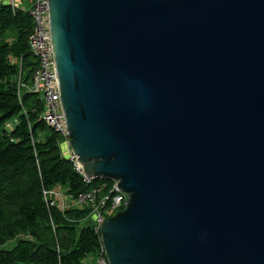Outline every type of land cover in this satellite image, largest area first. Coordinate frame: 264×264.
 Wrapping results in <instances>:
<instances>
[{
  "label": "water",
  "instance_id": "obj_1",
  "mask_svg": "<svg viewBox=\"0 0 264 264\" xmlns=\"http://www.w3.org/2000/svg\"><path fill=\"white\" fill-rule=\"evenodd\" d=\"M70 147L119 182L109 264H264V0H49Z\"/></svg>",
  "mask_w": 264,
  "mask_h": 264
},
{
  "label": "trees",
  "instance_id": "obj_2",
  "mask_svg": "<svg viewBox=\"0 0 264 264\" xmlns=\"http://www.w3.org/2000/svg\"><path fill=\"white\" fill-rule=\"evenodd\" d=\"M33 32L29 11L0 0V246L15 243L0 250V264H85L102 246L90 210L62 212L44 197L57 187L76 197L92 186L64 155L62 136L40 120V95L20 87L33 85L39 67Z\"/></svg>",
  "mask_w": 264,
  "mask_h": 264
},
{
  "label": "built area",
  "instance_id": "obj_3",
  "mask_svg": "<svg viewBox=\"0 0 264 264\" xmlns=\"http://www.w3.org/2000/svg\"><path fill=\"white\" fill-rule=\"evenodd\" d=\"M8 1L13 7H16V0ZM29 13L34 23V32L29 42L33 54L38 59L39 67L35 73L33 85L27 87L21 83L20 87L42 97L45 110L40 114V120L45 121L50 128L62 136L67 145L69 160L73 164L75 172L86 185L92 186L89 191L76 197L69 195L61 187L44 191V197L49 206L57 207L62 212L74 208L90 210V216L94 221V229L101 235L105 221L126 209L128 197L121 190L118 181L106 180L100 182L99 180L102 178L89 177L86 174L84 165L79 162L78 156L72 152L54 62L49 0H33ZM13 62L18 63L19 61L14 59ZM15 124H17V121H15ZM96 258V264H109L103 244L101 252Z\"/></svg>",
  "mask_w": 264,
  "mask_h": 264
},
{
  "label": "rangeland",
  "instance_id": "obj_4",
  "mask_svg": "<svg viewBox=\"0 0 264 264\" xmlns=\"http://www.w3.org/2000/svg\"><path fill=\"white\" fill-rule=\"evenodd\" d=\"M32 8V7H31ZM30 8V9H31ZM29 9V10H30ZM28 10V11H29ZM41 97V96H40ZM41 99H42V97H41ZM42 101H43V103H44V100L42 99ZM44 110H45V104H44ZM43 113V112H42ZM41 113V114H42ZM15 121H17V120H15ZM15 121H12V122H10L9 124H8V126H7V129L8 130H12L14 127H15ZM66 147V150H65V152H64V155L69 159V153H68V148H67V145H66V143L65 142H63V146L62 147ZM64 151V150H63ZM15 246V243L14 242H10V243H8L6 246H4V247H2V246H0V250H6V249H12L13 247ZM97 263V258H96V256H90L87 260H86V262H85V264H96Z\"/></svg>",
  "mask_w": 264,
  "mask_h": 264
},
{
  "label": "crops",
  "instance_id": "obj_5",
  "mask_svg": "<svg viewBox=\"0 0 264 264\" xmlns=\"http://www.w3.org/2000/svg\"><path fill=\"white\" fill-rule=\"evenodd\" d=\"M5 1H7V3H9L8 0H5ZM15 3H16L17 8L28 11L32 7L33 0H16ZM63 150H64L63 152H65V150H66L65 146L63 147Z\"/></svg>",
  "mask_w": 264,
  "mask_h": 264
}]
</instances>
